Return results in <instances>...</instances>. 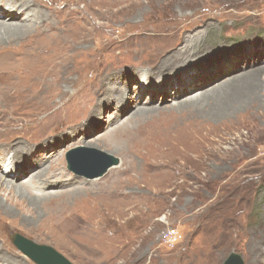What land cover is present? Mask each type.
<instances>
[{
  "label": "rangeland",
  "instance_id": "rangeland-1",
  "mask_svg": "<svg viewBox=\"0 0 264 264\" xmlns=\"http://www.w3.org/2000/svg\"><path fill=\"white\" fill-rule=\"evenodd\" d=\"M17 2L32 20H0V160L14 141L82 133L36 151L30 173L18 165L17 180L7 177L15 187L0 184V264H37L12 233L75 264H224L232 253L264 264V0ZM117 86L131 110L103 102ZM215 87L227 94L210 98ZM50 110L53 128L21 123ZM122 123L120 144L101 139ZM78 147L120 163L98 179L79 175L68 166ZM45 169L59 186L17 191ZM65 217L80 225L55 230ZM172 228L179 238L168 244Z\"/></svg>",
  "mask_w": 264,
  "mask_h": 264
},
{
  "label": "bare ground",
  "instance_id": "bare-ground-1",
  "mask_svg": "<svg viewBox=\"0 0 264 264\" xmlns=\"http://www.w3.org/2000/svg\"><path fill=\"white\" fill-rule=\"evenodd\" d=\"M37 1H38V3L40 5H42L44 7L47 6L46 4L41 3V0H37ZM25 12L27 14L24 15L23 13H25ZM53 18L55 19V17H53ZM0 20L7 21V22H14V21L15 22H22V21H26L27 20L26 22L31 23L30 21L32 20V13H31V11H29L25 7L19 5L18 2H17V0H0ZM36 21L40 22V24H41L42 27L48 26V24L47 23H44V21L42 19L37 18ZM2 23H5V22H2ZM138 83H139V86H142V87H138L139 93L141 94V93L144 92L145 86L147 85L148 81L145 80V77L144 76H142L141 79H140V82H138ZM186 86H189V85H185V87ZM216 87L213 88L212 90L210 88V91L211 92L210 91L209 92L212 93L210 98L213 99V98L220 97V94H222V95L227 94V91L228 90L226 92H224L223 91V89H224L223 87H222V89H219V90H217ZM186 88H187L186 93H189V92H195V91H193L194 90L193 88H196V87L193 86V87H189V88L186 87ZM108 90L109 91H112L113 90V87H111ZM119 93H120L119 87L117 86L116 87V97H113V98L112 97H108V98L104 99L103 102L106 101V100L110 101V99H111V102L112 101L113 102H117L118 105H122L120 107V109H119V112L120 113L122 111H125V110H131L132 109V106L131 105H128V107H124V109H123V106H124L123 101H125V99L129 98L130 93L126 92V93H123L121 96L119 95ZM236 93H238V92H236ZM238 94H237V96H239ZM207 97L209 98V95L208 96L206 95L202 99L203 100H206V99H208ZM197 99H200L199 96H198ZM220 101H221V99H219V101L215 104V107L219 104ZM228 101H229V99H228ZM218 106H220V105H218ZM227 109H228V106H227ZM101 111L102 110H100V112ZM145 112L146 111L140 112V114L137 115V116H140V117H138L136 119H143L145 117L144 116V113ZM148 112H150V111H148ZM53 114H54L53 113V110H50V111H47V112L43 113L40 119H36V117H35V119H32V120H30V119L23 120V118H22L21 119V123L24 122V121H26L28 123H34L35 125H45L44 124L45 122H49L50 123V126L53 128V127H55L57 125V124H54L53 121H52ZM18 119L20 120V118H18ZM136 119H134V120H136ZM124 123L120 124L118 126L119 128L117 127L114 130L113 129H110L108 132H106V135L103 136L101 139L105 138L107 141H110L112 139V137H114V141H116V142H118L120 144L122 142V139L125 138L122 135H120V131L122 130V127H123ZM120 126H122V127H120ZM10 129H11V131H15V129L17 131H20L21 130L20 127H16L15 129L13 127H10ZM116 129H117V131L115 132ZM64 131L67 132V134H65V133H57L54 137L51 136L52 138L49 137V136H46L47 138L44 137L45 139L43 138L44 140L42 142H38V143H34V144H28L27 141H25V142H22V141H17L16 142V141H14L9 146V148H8L9 149L8 150V155H10L11 154V151H12V154L11 155H12L13 158L10 160V159H8V155H6V156H4V160L5 161L3 163H2V160H0V184H3L4 186H10L12 184V182L9 181V180H7V177L8 178H11L13 180H17L12 175H13L14 171L17 169V166L18 165L20 167H25L22 170V173H24L23 175H25L27 173H30V171L33 170L35 167L41 166L40 165L41 162L38 163L36 161V162H34V164H31L30 165L29 163H27V161L29 159L36 160L35 159L36 158L35 155H37V156L39 155V153L36 152V151H41L42 147H44L45 149L48 148L45 145L54 144V143H51V142H53L55 140H58L61 137H68L67 135H78L79 133H82V130L78 129V126L72 127L70 130L69 129H65ZM89 132H90L89 135H92L91 130ZM17 133H19V132H17ZM83 133L86 134L85 131ZM19 135H22V133L19 134ZM41 137H43V135ZM10 141L12 142V139H10ZM30 150H32V151H30ZM28 152H30V153H28ZM1 159H3V158H1ZM24 162L26 164H24ZM19 171L21 173V170H19ZM42 172L45 174V179H44V177L43 178L42 177H39L41 179V182L40 183H37L36 181H34V177H37V175H39V174H35V176H33L31 178H27L23 182V185L22 186L21 185L20 186H17L16 187L17 188V191L19 193H22L23 195L28 194V195L34 196V193H35L38 196V193H39V192L37 193L38 190L36 192H34V190L36 188L43 189L44 187H46V188H48V187H55V185H58L59 186L61 184L62 180L56 179V177L58 176V174H56V173H53V174H50V175L47 174V176H48L47 177L46 176L47 169L42 170ZM96 179H98V178L96 177ZM43 183L45 185H43ZM52 184H54V185H52ZM15 186L16 185L12 184V187H15ZM79 190H83L82 187H78V188H75V189H65V190H63L64 192H61V193L64 195V194H70V192L76 193ZM52 194H54V193H52ZM66 221H69L68 217H65L64 219H61L60 222L57 221L59 224L58 225H55V227H56L55 230H57V228H58V229H61V230H63V229L66 230L67 229L69 231V229L75 228L76 226H79L80 225L78 223L79 222V219L78 218H73L72 219L71 227H69L65 223ZM67 226H68V228H67Z\"/></svg>",
  "mask_w": 264,
  "mask_h": 264
},
{
  "label": "water",
  "instance_id": "water-1",
  "mask_svg": "<svg viewBox=\"0 0 264 264\" xmlns=\"http://www.w3.org/2000/svg\"><path fill=\"white\" fill-rule=\"evenodd\" d=\"M94 153V154H91ZM99 155L101 159H96ZM69 168L79 175H84L88 178H96L104 175L109 168L118 165L120 159L103 150L91 149L87 147H78L72 149L69 154ZM92 163V171L85 166L87 163ZM93 162L97 163L93 165ZM83 165L85 167H83ZM11 239L17 247L37 264H75L58 250L50 245L37 244L34 241L25 238L21 234L12 233ZM224 264H244L242 257L238 253H232L225 260Z\"/></svg>",
  "mask_w": 264,
  "mask_h": 264
},
{
  "label": "built area",
  "instance_id": "built-area-1",
  "mask_svg": "<svg viewBox=\"0 0 264 264\" xmlns=\"http://www.w3.org/2000/svg\"><path fill=\"white\" fill-rule=\"evenodd\" d=\"M179 238V231L175 228L170 229L166 234V241L168 244H174Z\"/></svg>",
  "mask_w": 264,
  "mask_h": 264
}]
</instances>
